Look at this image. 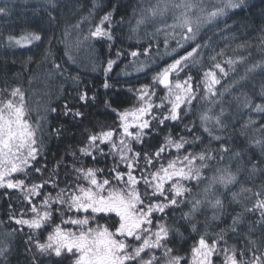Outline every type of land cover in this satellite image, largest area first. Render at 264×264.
Instances as JSON below:
<instances>
[{"label": "snow or ice", "instance_id": "1", "mask_svg": "<svg viewBox=\"0 0 264 264\" xmlns=\"http://www.w3.org/2000/svg\"><path fill=\"white\" fill-rule=\"evenodd\" d=\"M43 3L47 16H34L18 35L0 31V46L31 50L44 44L50 32L43 61L52 59L53 44L60 42L75 63L68 51L71 30H80L97 11L103 14L83 41H107L111 52L117 30L128 24V39L139 40L143 29L148 46L116 48V58L103 66V108L116 119L112 125L98 122L86 128L80 146L70 153V164L67 155L51 167L46 158L41 160L46 140L63 135V128L49 120L60 110L49 105L33 121L25 92L20 87L4 90L8 95L0 97V199L9 201L8 219L17 227L0 239V262L11 264L8 257L19 235L26 237L23 264H264V183L253 191L241 182L245 171L249 179L264 181V56L251 62L250 56L240 55L241 49L251 47L247 41L229 55L228 45L216 51L210 39L203 40L221 24L232 30L228 21L249 8L248 0H149L147 6L141 0L132 6L131 17L122 0H91L88 15L66 26L59 39L61 14L76 12L80 0ZM9 15L7 6L0 7V18ZM260 15L264 17V7ZM161 37L169 57L162 67L151 52ZM81 43L78 35L76 46ZM258 47L264 53V29ZM209 48L211 53L205 51ZM126 54L137 74H152L151 83L124 81L123 91L116 87L121 82H113L110 73ZM128 67L122 70L124 76L131 75ZM258 70L262 78L257 103ZM67 71L52 59L49 76ZM70 79L80 107L65 101L62 112L83 121L84 109L99 105L100 94L89 95L87 87L80 90L78 76ZM249 83L252 91H245ZM158 86L164 89L162 95ZM227 97L247 113L239 136L232 101L225 106ZM129 100L132 103L124 107ZM237 185L239 191L233 190ZM188 228L199 239L190 255L181 256L174 245ZM230 239L236 242L230 244Z\"/></svg>", "mask_w": 264, "mask_h": 264}, {"label": "trees", "instance_id": "2", "mask_svg": "<svg viewBox=\"0 0 264 264\" xmlns=\"http://www.w3.org/2000/svg\"><path fill=\"white\" fill-rule=\"evenodd\" d=\"M42 1V0H41ZM141 0H122V3L129 5L128 12L129 17L132 15V6L140 3ZM152 3L155 0H151ZM107 3V0H105ZM145 6L148 5L149 0H143ZM249 8L246 9L243 13L234 16L231 20L228 21V24L232 26V30H225L224 25L221 24L220 28H214L211 31H208L203 40H209L216 51H219L221 48H225V45L229 47L225 48L229 55H233V49H236L237 45L243 44L246 41L251 44V47L247 49H241L239 51L240 55L250 56L251 62H255L264 56L258 47V37L260 30L264 29V17L260 15V10L264 7V0H248ZM38 4V5H37ZM7 6L10 10V15L8 17L0 18V31H4L7 35V31H13L15 34H20L23 27L28 26V22L34 17H46L47 12L44 10V5L41 3H30L29 0L17 1V0H0V7ZM91 6V0H80L78 10L76 12L66 11L61 14V23L59 28L56 30L57 38L63 34L64 28L66 26H71L76 24L82 17L88 15V8ZM102 12L97 11V14L90 18V21L85 20L80 30H71L72 36L68 39L69 49L72 57L75 60V63H72L69 60V57L65 55V44L60 42H54L52 52L53 57L56 63H60L68 71L60 77V82L62 83L61 88L56 92L55 88L50 91V98L44 101L42 96L43 92H48L46 85H52L56 76H49V69L52 67V59H49L47 62L43 61L42 56L44 48L47 45V36L51 33L48 32L45 34V43L40 45L38 48L33 47L31 50L25 49H10L7 47L0 46V97L7 96V91L5 89H12L14 87H20L26 94V99L29 106L32 109V119L35 121L39 115H44L45 109L50 105L56 107L58 111L56 114H52L49 117L50 123L57 128H63V135L60 138H56L55 135L52 136L50 140H46V157H41V160L46 158L49 166H54L56 161L61 157L67 155L66 162L71 163L72 156L71 151L80 146V143L84 136L87 135L85 129L91 130L93 126L97 125L98 122H102L106 125H112L115 121V115L113 113H106L103 108V99H104V89L102 88V83L104 80V71L103 66L107 64V60L111 57L115 59L116 48L124 49H134L140 47L148 46V38L146 33L141 29L138 33L139 40L136 37H133L131 40L128 39L130 34V29L128 24L122 26V30H117V42L115 47L112 48L109 52L108 42L107 41H93V47L91 50L92 60L89 69L87 63L84 62L85 59L78 61L73 55L74 50L77 46L74 44V35L78 32L87 34L89 28L99 22V17L102 15ZM119 16L116 17L119 20ZM171 20H169L170 22ZM134 24L135 21L133 20ZM203 42V41H201ZM171 46L175 47V41L171 42ZM212 49L209 53H211ZM151 52L153 58L156 60L157 65L163 66L166 61L169 60V57L164 55L165 49L163 44V37L160 38L159 47L153 43L151 47ZM29 57H31V62L28 63ZM132 58L127 56L121 57L118 60L117 65H114L112 73H110L113 82L119 80L121 83L117 84L116 87L123 91L124 81H131L132 84L139 85L141 83H151L152 74L149 73L147 76L143 74H137L136 72L132 73L130 76H124L122 70L125 68V65L128 64L129 67L127 71L132 68L129 64V61ZM140 59H145L141 56ZM87 66V67H86ZM154 67L156 65H153ZM194 75L199 77V73L196 70H193ZM71 76L79 77L80 90H83L87 87L89 95L93 92H99L100 94V104L93 106L88 109H84L86 112V118L83 121H73L71 116H64L62 109L65 101L69 102L70 105L74 107H80V105L74 100L76 96L77 89L74 82L70 79ZM137 76L139 78L137 79ZM261 74L259 70L255 74L254 83L256 84L255 93L256 102H260L258 96L259 85L261 83ZM31 81V83L29 82ZM53 87V86H52ZM159 94H163L164 89L157 87ZM245 91H252V84L249 83ZM39 92V94H38ZM54 93V97L52 96ZM238 94V93H237ZM125 96L130 95L124 93ZM228 101L231 103V111L235 114V120L233 121L236 124L237 132L236 135L239 136V125L244 120L247 119V113L242 110H238L236 102L233 97H227L225 106L228 107ZM132 103L131 100L128 103L124 104V107H128ZM219 111V108L216 109ZM231 118V117H230ZM97 130H99L97 128ZM167 129H165V132ZM229 134H232V129L229 128ZM251 135V131H249ZM157 139H162L158 137ZM244 139V137H240ZM155 143V141H153ZM139 147V146H137ZM173 155L175 153L173 152ZM110 163V161H109ZM103 161L101 162V166ZM61 178H63V171H61ZM241 182L247 186L251 187L253 191L256 190L257 186L260 183H264L259 178L249 179L247 172L241 174ZM240 185L234 187L233 190L239 191ZM248 195V194H245ZM229 200L231 196L229 195ZM8 203L9 201L5 199H0V239H4L5 233H10L13 228L17 227L14 223L8 219ZM12 204L16 205L19 209V205L16 203V200L11 201ZM185 211L187 209H184ZM179 215V210H177V216ZM210 215V213H209ZM252 219H257L258 217H250ZM204 217L199 218V228L200 231H204L203 224ZM230 222V218L228 220ZM224 225L221 224L220 227ZM218 231V229H216ZM27 231V230H25ZM212 231V229H209ZM231 235V234H230ZM258 235V233H257ZM46 236V233H45ZM212 237H209L211 239ZM23 239L26 237H21L17 235L13 241L12 252L9 254L8 260L11 264H23V257L21 253L23 252ZM199 235L195 232H192L190 228L185 231L184 239L180 240L177 238L174 245L177 254L181 256L190 255L191 248L198 241ZM234 239H230L229 243H235ZM242 246V245H241ZM2 264V262H0ZM65 264H69L68 261Z\"/></svg>", "mask_w": 264, "mask_h": 264}, {"label": "rangeland", "instance_id": "3", "mask_svg": "<svg viewBox=\"0 0 264 264\" xmlns=\"http://www.w3.org/2000/svg\"><path fill=\"white\" fill-rule=\"evenodd\" d=\"M17 1H20V0H17ZM21 1H23V0H21ZM29 2L30 3H41V5H44V3H43V0L41 1V0H29ZM38 5V4H37ZM171 22V21H170ZM149 31H152L153 29H152V27L151 26H149V29H148ZM144 31V30H143ZM145 32V31H144ZM146 33V32H145ZM78 35H79V40L82 42L80 45H79V47H76V48H79V49H77V50H74V52H73V55H75L74 57L78 60V61H80L81 59L83 60V59H85V61L84 62H86L87 63V66H89L88 68L89 69H91L90 68V65L92 66V64H90L91 63V60H92V54H91V50L90 49H92V47H93V41H91V40H89V41H83V36L84 35H86V34H83V33H80V32H78L77 34H75L74 35V44L75 45H77V37H78ZM146 35V37L148 38V36H147V34H145ZM71 36H72V34H71ZM212 47H213V45H212ZM210 50H211V48H209V49H205V51L206 52H210ZM73 63V62H72ZM86 66V67H87ZM92 67H94V65L92 66ZM130 70H128V72H130L131 74L132 73H134L135 71H134V69L133 68H129ZM56 76V78L53 80L54 81V83L52 84V85H46L45 87L46 88H48V92H43L42 93V96H43V98H44V101L45 100H47V98L49 99L51 96H50V91H52V89L53 88H55V90H56V92H58V90L61 88V85H62V83L59 81L60 80V77H61V75H55ZM53 86V87H52ZM38 94H39V92H38ZM50 96V97H49ZM52 96L54 97V93H52Z\"/></svg>", "mask_w": 264, "mask_h": 264}]
</instances>
